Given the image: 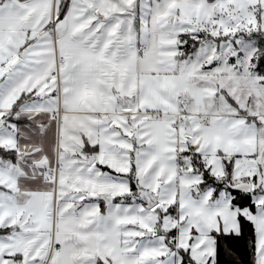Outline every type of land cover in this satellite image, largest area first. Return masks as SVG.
Segmentation results:
<instances>
[{"label":"snow or ice","instance_id":"6c2138e0","mask_svg":"<svg viewBox=\"0 0 264 264\" xmlns=\"http://www.w3.org/2000/svg\"><path fill=\"white\" fill-rule=\"evenodd\" d=\"M0 264H264V0H0Z\"/></svg>","mask_w":264,"mask_h":264},{"label":"trees","instance_id":"16d2710c","mask_svg":"<svg viewBox=\"0 0 264 264\" xmlns=\"http://www.w3.org/2000/svg\"><path fill=\"white\" fill-rule=\"evenodd\" d=\"M241 255L245 262L250 261V255L247 253V251L244 248L243 242L241 244Z\"/></svg>","mask_w":264,"mask_h":264}]
</instances>
